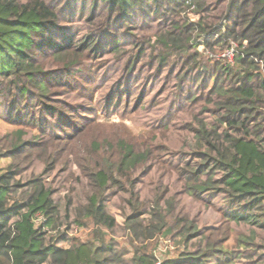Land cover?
<instances>
[{"label": "rangeland", "instance_id": "1", "mask_svg": "<svg viewBox=\"0 0 264 264\" xmlns=\"http://www.w3.org/2000/svg\"><path fill=\"white\" fill-rule=\"evenodd\" d=\"M48 1L60 14L52 39L65 46L35 57L34 80L22 72L0 78V148L5 151L24 141L31 146L15 153L22 167L18 176L44 175L63 206L69 196L79 200L86 191L83 167H94L93 157L101 159L105 149L123 139L146 153L145 148L154 145L159 152L150 153L129 173L135 191L149 202L161 197L169 220L191 214L197 230L219 228L216 233L223 237L225 194L214 192L208 203L190 199L182 188L187 174L176 164L193 159L189 153L198 147L195 131L200 127L196 117L210 130L229 129L228 112L220 105L228 98L217 88L246 80L248 66L239 58L249 41L235 37V28L223 20L233 11L231 0H204L202 7L183 6L161 17L136 14L129 26L102 3L95 7L91 0ZM172 32L188 47H179ZM86 39L100 48L95 50ZM257 62L264 76V64ZM258 105L264 112V102ZM11 107L13 114H8ZM169 109L174 114L165 119ZM242 115L232 118L251 115L259 122L264 117L249 110ZM255 121H249L251 131L259 127ZM117 193L112 188L106 202L117 218L114 232L120 247L126 244L132 250L124 224L130 211L122 198L127 194ZM173 196L177 202L169 208L166 201ZM91 233L79 225L68 230L69 237L82 240ZM230 234L226 246L237 254L235 264H264V231L242 223L231 225ZM178 238L159 234L144 244L158 260L174 259L187 247Z\"/></svg>", "mask_w": 264, "mask_h": 264}, {"label": "trees", "instance_id": "2", "mask_svg": "<svg viewBox=\"0 0 264 264\" xmlns=\"http://www.w3.org/2000/svg\"><path fill=\"white\" fill-rule=\"evenodd\" d=\"M231 2L233 11L223 20L235 28V37L249 41L242 51L244 57L239 58L248 66L246 80L217 88L219 94L228 98L220 105L228 112L225 121L229 129L210 130L204 120L196 117L200 127L195 131L198 147L189 153L193 159L176 164L177 170L187 174L182 188L190 199L208 203L207 197L214 192L225 194L226 234L219 237L216 233L219 228L197 230L191 214L169 220L171 215L165 212L161 197L149 202L135 191L129 173L148 160L150 153L159 152L154 145H148L146 153L123 139L116 147L105 149L106 156L93 157L94 167H83L84 194L79 200L69 196L62 206L44 175L18 176L22 167L15 153L31 148L24 141L13 143L5 151L0 148V264H235L237 254L226 246L231 225L247 223L264 231V117L259 122L251 119V115L241 120L232 118L236 114L243 116L246 110L264 116L258 105L264 102V76L258 73L257 62L260 59L264 64V0ZM91 3L95 7L104 4L112 14L117 13V21L129 26L136 14L161 17L165 11L175 13L183 6L202 7L204 0H91ZM59 15L57 7L48 0H0V78L22 72L34 80L35 57L65 46L51 35ZM172 34L179 47H188V42H182L175 32ZM72 39L71 36L69 43ZM86 42L96 45L95 50L100 48L95 40ZM13 109L8 114H13ZM168 113L165 119H170L174 111L169 109ZM159 119L155 120L161 125ZM249 121L257 122L258 129L251 131ZM217 172L221 174L216 175ZM125 177L128 181L124 183ZM112 188L117 194H127L122 198L130 211L123 215L132 250L126 244L120 247L122 243L114 232L117 218L106 202ZM176 202V196L167 199V207L173 208ZM40 216L43 220L38 223ZM74 225L91 228L92 237L86 240L69 237L68 230ZM159 234L176 235L187 244L186 250L174 259L158 260L144 243Z\"/></svg>", "mask_w": 264, "mask_h": 264}]
</instances>
